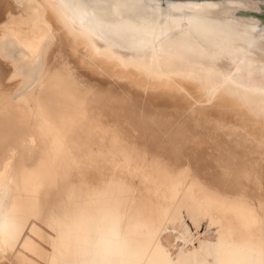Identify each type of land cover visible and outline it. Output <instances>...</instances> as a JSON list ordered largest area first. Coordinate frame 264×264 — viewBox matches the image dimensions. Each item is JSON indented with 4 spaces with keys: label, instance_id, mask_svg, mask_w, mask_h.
<instances>
[{
    "label": "bare ground",
    "instance_id": "obj_1",
    "mask_svg": "<svg viewBox=\"0 0 264 264\" xmlns=\"http://www.w3.org/2000/svg\"><path fill=\"white\" fill-rule=\"evenodd\" d=\"M71 3L0 0V264H163L187 215L203 264L259 250L264 0H101V28Z\"/></svg>",
    "mask_w": 264,
    "mask_h": 264
},
{
    "label": "rangeland",
    "instance_id": "obj_2",
    "mask_svg": "<svg viewBox=\"0 0 264 264\" xmlns=\"http://www.w3.org/2000/svg\"><path fill=\"white\" fill-rule=\"evenodd\" d=\"M5 54L7 57H14L17 60L18 67L24 77H26L25 85L26 86H32L36 82V78L38 77L39 67H34V65L25 64L20 60L21 56V50L19 48L14 47L12 44H7L5 47ZM34 68V70H33ZM91 67H85L78 69V72H87ZM36 73V74H35ZM35 75V76H34ZM13 111L19 112L20 108H18V104H16L15 101ZM16 105V106H15ZM16 107V108H15ZM21 112V111H20ZM1 113V111H0ZM16 115V114H15ZM15 122H19V120H16ZM23 124V123H21ZM20 128L14 130L13 137L19 136L20 134ZM25 133V132H24ZM19 134V135H18ZM9 135L8 137H10ZM38 150V148H36ZM35 149V150H36ZM31 152H27V154H30ZM27 165H29L27 163ZM22 196V195H21ZM54 196V195H52ZM50 196H45L42 200V216L45 213V209L47 207V202L49 199H53L50 201V205L48 204L47 209H52L53 207H56L59 203V197L54 196L52 198ZM57 198V199H56ZM57 200V201H56ZM55 201V202H53ZM54 203V205H52ZM46 205V207H45ZM42 219V217H41ZM195 221V222H193ZM193 223V224H192ZM201 232V234H200ZM252 232L253 234L259 238V241L261 243V248L255 249L250 253V256H246L245 252H242L236 259V262L233 264H261V261H264V209L261 210L258 214L257 219L253 223L252 226ZM201 235V236H198ZM203 236V237H202ZM195 237V238H194ZM194 238V239H193ZM209 238V234L206 231V229L196 222V219L192 215H187L186 219L179 225L178 229V239L179 241L171 244L172 248L175 251V259L174 261L177 262V264H203L205 260V255L208 253V246L206 245V242ZM195 244V245H194ZM204 244V245H203ZM197 245V246H196ZM47 251V242L43 238L40 245V252L41 257L44 256V254ZM96 258L93 257L91 264L93 261H95ZM199 262V263H198ZM67 264H73L72 260H68Z\"/></svg>",
    "mask_w": 264,
    "mask_h": 264
},
{
    "label": "snow or ice",
    "instance_id": "obj_3",
    "mask_svg": "<svg viewBox=\"0 0 264 264\" xmlns=\"http://www.w3.org/2000/svg\"><path fill=\"white\" fill-rule=\"evenodd\" d=\"M65 7L72 10L74 16L80 19L81 23H84L85 20L89 22L91 26L101 28L100 22L96 19V14L98 10L106 7L101 3V0H73V3L65 5ZM101 35H104V32L101 30ZM4 225L0 224V232L3 231ZM15 228L13 231V237L10 240V243L15 242ZM154 247L159 248V242L154 241ZM209 247L213 248V254L215 255V246L210 245ZM165 256H167V252L165 251ZM99 255V253H98ZM92 264H126V261L115 258V254L111 252H104L100 258L96 259L92 262ZM163 264H177L176 261L172 259H166L163 261ZM261 264H264V261H261Z\"/></svg>",
    "mask_w": 264,
    "mask_h": 264
},
{
    "label": "water",
    "instance_id": "obj_4",
    "mask_svg": "<svg viewBox=\"0 0 264 264\" xmlns=\"http://www.w3.org/2000/svg\"><path fill=\"white\" fill-rule=\"evenodd\" d=\"M246 14L253 15V16L258 17V18H260V19H262L264 21V11L262 13H259V12H251L250 13L249 12V13H246Z\"/></svg>",
    "mask_w": 264,
    "mask_h": 264
}]
</instances>
